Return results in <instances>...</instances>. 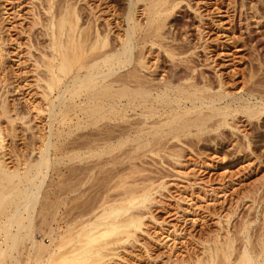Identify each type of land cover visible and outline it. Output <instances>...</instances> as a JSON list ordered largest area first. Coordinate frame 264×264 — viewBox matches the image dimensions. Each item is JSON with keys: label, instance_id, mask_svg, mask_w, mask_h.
Returning <instances> with one entry per match:
<instances>
[{"label": "bare ground", "instance_id": "bare-ground-1", "mask_svg": "<svg viewBox=\"0 0 264 264\" xmlns=\"http://www.w3.org/2000/svg\"><path fill=\"white\" fill-rule=\"evenodd\" d=\"M179 4V0H130L124 19L113 26L106 20L110 14L107 0H39V12L34 17L31 15L33 20L29 19L39 47H35L34 53L29 51L24 61H20L17 52L15 61L20 69L15 77L23 85L14 83L11 92L6 89L0 95V264H108L113 257L125 264H141L120 258L117 251L110 253L139 243L137 233L142 232L146 212L140 209L147 210L152 198V183L145 184L147 177H139L146 170L141 171L144 165L139 171L138 167L134 171L130 165L137 166L135 163H143L144 157L160 153L177 157L178 152L174 153L176 149L173 151L171 144L177 145L175 142L185 139L202 141L209 136L224 139L225 128L237 130L230 124L237 114L249 119L256 108L264 109V99L261 98L257 106L249 101V97L254 96L251 88L254 82H245L242 94H231L223 88L220 77L214 86L211 78L193 65L191 58L198 59L200 51L208 49L207 46L206 50L197 47L202 36L194 35V42V37L181 33L182 27H172L175 26L170 24L172 22L167 24L172 31L165 29V21ZM243 8L241 2L240 9ZM138 9L143 20L135 16ZM213 10L226 16L229 8L216 5ZM88 17L94 24L91 32L81 28ZM237 17L240 21V15ZM201 18L202 15L199 22L203 30L205 22ZM246 19L244 30H249ZM124 21L126 27H120ZM211 22L217 26V21L212 19ZM226 30L230 32L231 27ZM3 40L0 38L2 64L8 53H5ZM183 44L192 45L193 51L186 57L175 51ZM198 49L199 52L195 51ZM155 52L160 57L159 65L150 66L148 58L153 53L155 56ZM220 55L226 59V64L233 59L227 52ZM11 93L15 98L8 104L6 97ZM5 128L10 137L23 141L22 146L27 151V154L15 155L21 167L13 170H9L4 161L10 159V152L5 153ZM34 152L36 154L30 156ZM74 167H81L84 176L65 187V171L75 173L73 170L78 171V168ZM51 169L59 178L56 210L69 203L71 206L67 205L68 211L61 213L59 220L66 229L60 234L57 233L59 227L56 230L48 227L44 232L45 219H40L38 225L35 223L37 198L44 181L51 179L45 180ZM102 174L106 175V183L99 186L102 180L98 182L96 178ZM186 191L182 190L181 194ZM69 194L74 195L69 196L66 203ZM202 197L203 193L199 198ZM244 215L238 223L231 221L233 213H228L226 228L220 229L221 232L215 229L214 233L183 234L191 241L181 248L187 250L186 258L176 256L180 252L177 244L168 245L175 239L174 234L180 235L175 229L165 235L164 242L161 239L167 252L154 255L147 247L149 244L140 243L145 259L149 260L142 262L159 264L164 255L165 264H264V228H254L248 233L249 224ZM229 223L231 229H228ZM35 231H42L49 243L36 241Z\"/></svg>", "mask_w": 264, "mask_h": 264}, {"label": "rangeland", "instance_id": "rangeland-1", "mask_svg": "<svg viewBox=\"0 0 264 264\" xmlns=\"http://www.w3.org/2000/svg\"><path fill=\"white\" fill-rule=\"evenodd\" d=\"M107 1L110 14L106 16V20H109L113 26L115 24L117 25V23L121 19H124L127 11L126 9L130 0ZM179 1L181 5H177L171 11L169 17L165 21V25L172 22L170 24H175V26L172 27H176L179 29L180 27H182L180 29L181 33H186L187 35L191 36V38L194 37V42H196L195 36H202L201 40H199V43L197 42L199 44H197V47L200 48V46H202L203 48H205V50L208 47V54L207 51H204L203 49L201 50V52V48L195 50L197 52L200 51L199 54L197 53L200 56L198 59L192 56L193 58L191 59H193V62H191L193 63V65L196 66L199 72L202 70L204 75L206 74L209 79L211 78L210 80L214 83V86L218 84L220 77V79H222V82L224 83L223 88L226 92L231 94H242L241 87L244 86V83L248 81L254 82V85H252L251 87L253 89L254 96L249 97V101L250 103L254 104V106L259 105L260 99H264V0H189V2L188 0H186L187 2L185 0ZM206 2L208 4H206ZM241 2H243L244 4V8L242 10L240 9ZM216 5L229 8L226 16H222V14L219 15L218 13L216 14L215 10H213ZM189 7H192V9ZM212 7L213 9H211ZM38 8L39 0H0V38L4 39L3 41H5V46L3 45L6 50L5 53L8 52L3 64L0 59V95L3 94V92H5L4 90L6 89L11 92L13 90L12 87H15V84H20L21 86L23 85V83L21 84L20 80L17 81L15 77L17 75L16 73H19L18 70L20 69V65H18V62L15 61L18 59L15 58V55H17L18 52V54L20 55L19 58H21L20 61H24L25 59H27V53H30L31 51V53H34L33 51H35V49L39 47L36 46L35 39L33 37L34 29H31L29 25L31 24L29 23V19H32L34 17V14L39 12ZM14 10L17 12H15ZM138 12L139 9L136 12L137 14L135 13L136 18L139 16L138 14H140ZM237 12L238 15H240V21L242 23L238 21ZM110 15H113V17H110ZM201 15V19H203V21L205 22L204 26H206H203V30L200 29L201 24L199 22ZM209 15L213 17L208 18ZM141 19L142 16H139L138 20ZM212 19L217 21V26L211 22ZM245 19L249 22V30H244ZM92 22V18L88 17L87 21L84 20V22H82L81 28L88 29L91 32L94 27V24ZM228 24L230 26H228ZM122 25L124 28L126 27L125 21L124 23L121 22L120 27H122ZM172 27H169L168 29L167 25L165 29L171 32ZM228 27H231L230 32L229 30H226ZM119 28H114V30H119ZM205 28H207V30ZM22 30L25 31V33ZM225 31H227V33ZM227 39L229 41H232V43L230 42L229 44V41ZM212 41H215V43H212ZM18 42L20 43V46H18ZM226 42L228 46L226 45ZM28 45H33L34 47H30ZM190 45H178L176 48L177 50L175 51L180 52L182 54L181 57H186L190 54V52L193 51L192 45ZM18 49L20 52L18 51ZM222 51L233 55L231 58L229 57L230 59H233L228 61L227 64V61L225 62L226 59L220 55V53H223ZM5 53L2 52L3 55ZM158 57V53L156 52L155 56L154 53L151 54V56H149L148 58L149 65L158 66L160 62V57ZM29 64H31V62ZM10 71L13 73H11ZM13 77H15V79H13ZM12 79L15 82L12 83ZM23 87L26 88L27 85H25L24 83ZM246 87H249V85H247ZM12 94L13 93L9 94V97H6V101L8 104L13 103V99L15 98V96H11ZM245 98H247V96H245ZM234 121H230V124L232 126L234 124L233 127L237 128V130H232L228 127L225 128L226 135L224 139L220 138L218 140L216 137L214 138V136L206 137L207 139L203 137L202 141H198L195 138L185 139L183 140V142H175V144L177 145H174V143L171 144L170 148L173 151L174 149H176V152L174 151V153L176 154L178 152L177 157H172L174 159H172L171 157L163 156V154L160 153V155H151L152 158H142L143 163L141 161H137L135 163H138L137 166H133L134 164L130 165L132 168H134V171H136L137 169L135 167H138L137 171H139L143 167L142 165H144V168H142L141 171L144 169L146 170L142 171L140 174L144 173L146 176L143 174L139 177H142L143 179L144 177H147L145 178V184L152 183V189L154 187V189L151 191L152 198L151 201L147 203V210L140 209V211L146 212H143L144 214L142 213V232L137 233V240L139 241V243L135 244V247H131V245L129 244L125 245L126 250L118 248L119 250H115V252L113 251L110 253L118 252L120 258L122 257L123 259L133 260L137 263L141 262V264H143V262H147L149 260H146V255L144 254L143 247L140 246V243H144L146 245L149 244L147 245V247H149V249L152 251L151 253H154V255H156L155 252H167V249H164V247L162 246L163 242L165 241V235L171 234L175 229L180 232V235L174 234L173 236H175V239L173 240L175 241L171 240L168 245L170 246L171 243L177 244V246L180 247L181 253H177L176 256L178 258H186L187 250H181V248L184 247L185 242L188 243L191 241L187 236L183 237V234L191 233L193 235H196L200 232L206 234L208 231L214 233L216 232L215 229H218L217 231L221 232L220 229L226 228L225 216L228 215V213H233L231 221L235 220L236 222L238 221V223L240 221V216L245 214V220H247V223L249 224L248 233H251L254 228H264V109L262 107L256 108L255 113L249 119L241 114H237V117L234 119ZM34 124L38 126L41 125L39 123L37 124V122H34ZM8 131L9 130L7 129L4 133V144L6 143L5 153L10 152L8 153L10 155V159H5L4 161L7 164L6 166L8 167V169L13 170L15 168L21 167L17 162L15 155L17 156L19 154L18 156H20L23 155V153L27 154V151L24 150V146H22L23 141L18 139V137H10ZM204 138L205 140H203ZM13 146L15 147L13 148ZM18 149L20 152L18 151ZM179 152L182 153L180 154ZM35 154L36 153L34 152L32 155L30 154V156L33 157ZM131 167L129 168L128 166L127 168L131 169ZM76 168H78L79 172ZM74 169H76L73 170L75 173L70 172L69 170H66L67 172L65 171V187L69 186V184L71 185L75 183L76 179H78L77 181H79L83 178L84 173L81 172V167H74ZM77 173L79 174L77 175ZM68 175L71 176L68 177ZM103 175L104 177L101 178L100 176ZM105 177V174L98 175V178H96L98 182L102 180L101 182H99V186L103 185V183H106V181L104 180ZM45 180H47L44 181L45 186L43 185L41 192L39 193L40 196L38 195L37 198V203L35 206V212L37 213H34L36 222H34L36 223V225H38L39 221L45 219L43 220L45 223L47 220L45 227L44 224L42 225L43 227L41 226L43 228V231L45 232L46 230L47 232L48 227H51V229L54 230L59 227L57 229V233L60 234L66 229L65 224H63L59 220L62 216L61 213L63 210L68 211L71 206L69 203L67 204L68 206L66 205L67 207H69L68 209L66 208V206H62L59 211L56 210L57 200L55 198L58 196V192L60 189L58 190L59 178L57 177L53 169L50 170ZM89 181H92V179H90ZM54 190H57L58 192H55ZM182 190L187 191L185 194H181ZM42 193H44V195ZM202 193L204 198H199ZM51 195L53 197H50ZM71 195L73 196L74 194H69L68 196H66V203L68 201V198L72 197ZM82 199L83 198H81V200ZM39 210H41V212H39ZM55 212L56 214L54 215ZM228 226L229 229L230 223ZM165 231L167 232L165 233ZM170 237L172 238V236ZM34 239L36 241L43 240L46 244L49 243L48 238L43 234L42 231L36 232L34 235ZM161 239H164L163 242L161 241ZM128 251H130L131 254L130 252L128 253ZM22 257L23 255L21 254L20 258ZM111 257L112 256H110V258ZM163 257L162 259L166 260V257L164 255ZM162 259L160 260V263L163 261L161 264H165L164 260ZM108 264L125 263L124 261L113 257L108 260Z\"/></svg>", "mask_w": 264, "mask_h": 264}]
</instances>
